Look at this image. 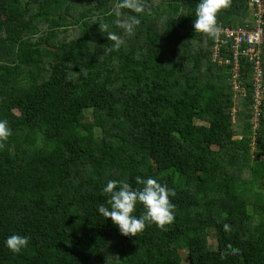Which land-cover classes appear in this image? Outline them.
<instances>
[{"label": "trees", "instance_id": "1", "mask_svg": "<svg viewBox=\"0 0 264 264\" xmlns=\"http://www.w3.org/2000/svg\"><path fill=\"white\" fill-rule=\"evenodd\" d=\"M198 3L0 0V119L11 129L0 264H264L253 67L242 60L236 95L231 68L213 60L229 42L193 28ZM251 13L250 0H230L217 27L249 25ZM137 177L174 189L175 220L124 236L97 209L109 180L137 188ZM246 196L259 198L252 212ZM12 234L30 238L18 254L4 244Z\"/></svg>", "mask_w": 264, "mask_h": 264}, {"label": "clouds", "instance_id": "2", "mask_svg": "<svg viewBox=\"0 0 264 264\" xmlns=\"http://www.w3.org/2000/svg\"><path fill=\"white\" fill-rule=\"evenodd\" d=\"M229 4L230 0H199L193 22L195 32L216 36L219 32L217 14ZM121 6H127V0H124ZM133 7L137 13L143 12L141 6ZM139 23L138 17H132L124 21L121 27L131 35ZM108 39L115 41L114 46L117 48L123 43V40L114 34H110ZM10 135L8 121L0 119V141ZM136 182L140 187L133 188L126 180H109L103 188V193L107 196L106 203H101L97 209L104 218L111 219L124 236H137L150 224L164 228L175 220V205L170 200V197L175 196L174 189L151 177L147 179L137 177ZM137 205L144 208V212L139 216L134 214ZM29 242L30 238L27 236L12 234L7 237L4 244L11 252L18 254L29 245Z\"/></svg>", "mask_w": 264, "mask_h": 264}, {"label": "built area", "instance_id": "3", "mask_svg": "<svg viewBox=\"0 0 264 264\" xmlns=\"http://www.w3.org/2000/svg\"><path fill=\"white\" fill-rule=\"evenodd\" d=\"M251 21L249 25L238 28H221L217 33L219 42H229L226 56L222 48L215 49L213 60L221 66L231 68V83L234 92L238 95L241 91L242 60L245 59L253 67L254 113L252 123L257 129L264 113V0H250ZM237 103V102H236ZM236 115V111H234ZM264 159V157H261Z\"/></svg>", "mask_w": 264, "mask_h": 264}, {"label": "rangeland", "instance_id": "4", "mask_svg": "<svg viewBox=\"0 0 264 264\" xmlns=\"http://www.w3.org/2000/svg\"><path fill=\"white\" fill-rule=\"evenodd\" d=\"M235 110H237L236 108H235ZM255 160V159H254ZM254 165V164H253ZM244 171V170H243ZM256 190L258 191V192H263L262 191V189H261V187H257L256 188ZM246 198H247V201H248V203L250 204V207H252V209H251V212H252V210L254 209V207H255V204H256V200L257 199H259V198H257L256 196L255 197H253V196H250V197H248V196H246ZM254 206V207H253ZM255 211V210H254ZM256 214V216L259 218L260 216H261V219H262V221H264V216L263 215H260V214H257V213H255ZM211 241H214L213 239L211 240ZM211 246H212V248L213 249H215L216 248V245H215V242H211Z\"/></svg>", "mask_w": 264, "mask_h": 264}]
</instances>
